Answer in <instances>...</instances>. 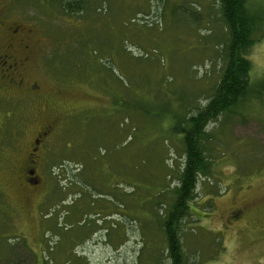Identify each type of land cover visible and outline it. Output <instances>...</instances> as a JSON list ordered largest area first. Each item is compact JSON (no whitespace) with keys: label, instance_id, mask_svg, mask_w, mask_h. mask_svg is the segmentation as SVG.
I'll use <instances>...</instances> for the list:
<instances>
[{"label":"rangeland","instance_id":"rangeland-1","mask_svg":"<svg viewBox=\"0 0 264 264\" xmlns=\"http://www.w3.org/2000/svg\"><path fill=\"white\" fill-rule=\"evenodd\" d=\"M14 1L0 28L25 27L21 74L38 97L0 73V261L14 246L22 264H169L161 216L185 163L172 129L221 78L220 3L83 0L67 16L48 0ZM249 59L263 88L264 37ZM254 97L206 129L211 166L182 233L190 264H264V96Z\"/></svg>","mask_w":264,"mask_h":264},{"label":"trees","instance_id":"trees-1","mask_svg":"<svg viewBox=\"0 0 264 264\" xmlns=\"http://www.w3.org/2000/svg\"><path fill=\"white\" fill-rule=\"evenodd\" d=\"M48 1L52 6L58 5L67 16L81 14L85 9L83 0ZM217 1L229 34L224 47L225 64L221 78L207 104L186 119H179L172 129L174 134L182 136L185 163L171 201L164 207L161 216L169 264H190L185 257L182 233L191 204L196 198L198 178L207 175L211 166L203 149L206 129L227 111H237L240 102L252 100L254 96L258 99L264 96V86L262 88V85L251 80L252 63L249 59L252 48L264 37V8L251 6L249 0ZM17 249L8 247V255L0 264H22L14 259Z\"/></svg>","mask_w":264,"mask_h":264},{"label":"flooded vegetation","instance_id":"flooded-vegetation-1","mask_svg":"<svg viewBox=\"0 0 264 264\" xmlns=\"http://www.w3.org/2000/svg\"><path fill=\"white\" fill-rule=\"evenodd\" d=\"M14 0H0V4H2V9L0 10V14L2 16H7V12H9L10 8L13 5L17 7V5L13 4ZM3 22V20L0 19ZM7 24L2 23L0 28V37L4 40V42L0 45V73L2 77L9 76L10 73L14 74L15 77L9 78L6 87H15V91H17V95L20 96H30L38 97V92L35 84L31 80H26L21 74V70L25 68V66L29 65L31 56L28 52L31 51V45L22 40L21 33H23L26 29L20 23ZM32 37H34L33 32H30ZM33 34V35H32ZM38 57V54L36 58ZM16 76H19L20 81L16 84ZM3 79V78H2ZM5 80V79H4ZM5 82V83H6ZM7 89V88H6ZM9 92H4L1 95H7ZM30 94V95H29ZM52 126V125H51ZM47 127L45 131L39 132L34 139V152L40 150L42 143L47 138L49 131L52 127ZM47 134V136H45ZM35 152V153H36ZM33 173V174H32ZM28 176H34L33 170L27 171ZM31 185L36 186L38 184V180L34 179L33 181H29Z\"/></svg>","mask_w":264,"mask_h":264},{"label":"water","instance_id":"water-1","mask_svg":"<svg viewBox=\"0 0 264 264\" xmlns=\"http://www.w3.org/2000/svg\"><path fill=\"white\" fill-rule=\"evenodd\" d=\"M33 174V173H32Z\"/></svg>","mask_w":264,"mask_h":264}]
</instances>
